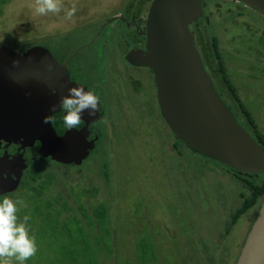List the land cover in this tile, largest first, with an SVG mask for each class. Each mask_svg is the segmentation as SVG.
Returning a JSON list of instances; mask_svg holds the SVG:
<instances>
[{
	"label": "rangeland",
	"instance_id": "obj_1",
	"mask_svg": "<svg viewBox=\"0 0 264 264\" xmlns=\"http://www.w3.org/2000/svg\"><path fill=\"white\" fill-rule=\"evenodd\" d=\"M126 1L77 0L78 11L69 21L63 11L37 15L35 0H0V43H9L17 51L30 45L44 46L57 56L54 46L60 41L70 43L77 38L92 37L98 22L124 5L126 11L145 0L125 4ZM224 3L211 2L204 20L200 18L198 22L204 26L205 39L214 36L218 40L215 42L223 72L212 63L218 70L214 74H226L237 99L264 136V18ZM225 7H236L240 14L225 12ZM226 16L238 20L237 25L232 20L221 26L219 33L218 20ZM76 61L80 64L76 67L79 74H95L91 66L81 63L80 57ZM113 67L116 64L112 62L109 68ZM138 74L151 76L146 68ZM213 84L237 123L250 132L225 85L215 81ZM149 86L141 85L136 101L139 109L132 104V98L114 106L115 110L109 112L112 122L109 131L103 132V139L98 132L95 147L80 165L47 159L42 182H35V174L28 173L9 195L28 205L21 208V218L27 213L32 217L29 224L38 251L25 264H50L52 255L63 252L58 249L63 243L72 252H96V264L235 263L260 201L234 224L229 221L240 206L241 196L248 195L246 182H258L264 174L238 173L179 143L160 114L153 84ZM107 87L124 94L127 82L122 80L117 86L111 77ZM123 117L135 121L136 126L121 123L119 118ZM34 187L44 188V193L38 195ZM78 188L83 189L79 200L83 206L103 202L106 210L103 225L91 221L94 224L89 226L84 215L76 220L70 217V207L75 205L72 193ZM58 193L68 201L59 200ZM37 197L43 203L39 204ZM90 209L94 211L92 206ZM90 219L95 217L92 215ZM78 225L83 230L84 243L78 239Z\"/></svg>",
	"mask_w": 264,
	"mask_h": 264
},
{
	"label": "water",
	"instance_id": "obj_2",
	"mask_svg": "<svg viewBox=\"0 0 264 264\" xmlns=\"http://www.w3.org/2000/svg\"><path fill=\"white\" fill-rule=\"evenodd\" d=\"M201 1L151 0L146 18V50L132 51L127 61L151 69L160 114L171 133L188 149L238 173L264 172L262 146L237 123L221 100L194 46L189 25L201 15ZM234 1L264 16V0ZM58 70L54 58L44 47L34 45L20 54L10 46H0V74H29L32 78L42 74L46 102L44 118H49L53 112L49 93L53 74ZM9 94L11 92L3 93V96ZM13 117L8 115L6 121L5 117L4 121L0 117V134L15 132L27 137L29 143L38 140V153L61 164L78 165L86 157L88 150H79L77 143L65 134L57 136L50 122L37 125L30 120L28 124L12 126ZM0 180L9 183L1 177ZM17 185L18 180L14 179L13 185L0 188V194L12 191ZM261 209H264V197L234 264H264V214Z\"/></svg>",
	"mask_w": 264,
	"mask_h": 264
},
{
	"label": "flooded vegetation",
	"instance_id": "obj_3",
	"mask_svg": "<svg viewBox=\"0 0 264 264\" xmlns=\"http://www.w3.org/2000/svg\"><path fill=\"white\" fill-rule=\"evenodd\" d=\"M135 1L136 0H131L130 2L127 0L125 4ZM213 1L214 3L219 1L223 4L227 2L228 6L232 4L243 10L242 12L251 11L257 15V18H261V16L264 18L259 12L234 0H202L200 3L201 15L191 22L189 30L193 35L192 39L194 40V46L198 50L203 68L207 74H214V72H217L210 61L205 59L206 54L210 53V47L208 48L209 38L212 37L215 39V37L211 36L205 39L206 36L203 35L204 32L202 33L204 26L198 21L200 18L204 20L206 8ZM150 2L151 0H145L142 4H133L129 8L130 10L126 9V11L124 5L122 9L116 10L115 13L107 16L101 22H98L99 27L92 37L77 38L74 41H70V43H64L62 41L59 43L58 41L59 44H56V47L54 46V49H56L54 54H57V56L51 53L56 67L59 68V70L53 74L52 78V89L56 91L53 93L51 89L49 93V97L52 99L51 103L56 105V108L49 116L51 126L57 136L65 134L67 137H70L75 144L77 143V148L79 150L83 149V152L88 150L86 157L98 141V132L100 131V137H102L103 132L107 133L109 131L112 124L109 119V112L115 110L114 106H121L124 101L132 98V104L134 103L136 110L139 109V104L136 101L141 93V85L150 87V83L154 86L153 90L156 100V86L151 69L146 65H135L127 61V56L132 51L137 52L146 50V18ZM236 7H225L224 10L225 12L234 11L236 15H239L240 13L236 11ZM224 10H222V12ZM232 20L234 21L235 19L228 16L223 19L219 18L218 32L222 33L220 32L223 29L221 26H227ZM237 21L238 20H235L234 24H236ZM67 32L70 31L67 30ZM1 45L10 46L9 43H0V46ZM217 45L218 42L216 43V50ZM32 46L34 45H30L21 51H17L13 47H10L14 52L22 54ZM78 57L81 58V63L91 66L95 74H79V70H76V67L80 66V64H76ZM112 62L116 64V68H109ZM142 68L149 70L151 76L141 77L138 71ZM111 77L115 79L117 86L120 85L122 80H126L127 88L124 94L111 91V88L107 87L108 80ZM78 85L83 86L85 90L95 91L99 96V112L89 116L88 112L85 111L82 114L83 120L78 126V130H67L63 122L65 112L63 109L59 108V104L61 97L68 94V88ZM44 89L42 74H37V78H32V75L29 76V74H0L1 121H4L3 117H5V121L8 120L6 118L11 114L14 115V121L11 119L12 126L18 124L25 125L28 124L30 120L34 124L41 125L44 122L43 108L46 104ZM9 92H11L9 96H3V93L7 94ZM25 107L27 108L26 110L23 109ZM132 110H134L133 107ZM31 111V116H29ZM119 120L121 123L124 122L129 124V126H136L135 121L132 119L130 120L129 117L119 118ZM119 120L116 119L114 121L119 122ZM131 122H133V124H131ZM171 135L178 141L172 133ZM103 137L101 139H103ZM29 142L27 137L25 138L23 135H17L15 132H2L0 134V177L9 181L8 183L7 181L0 180V188L11 186L13 185L14 179L18 180V185L15 189L1 193L0 198L13 194L22 184V180L25 179L28 173L34 174L36 171L45 175V160L51 159L48 156H42L38 153V140L31 143ZM178 142L183 144L180 141ZM85 158L81 160L80 164ZM36 164L39 166L37 167ZM70 164L76 165L73 163ZM3 183H6V185Z\"/></svg>",
	"mask_w": 264,
	"mask_h": 264
},
{
	"label": "clouds",
	"instance_id": "obj_4",
	"mask_svg": "<svg viewBox=\"0 0 264 264\" xmlns=\"http://www.w3.org/2000/svg\"><path fill=\"white\" fill-rule=\"evenodd\" d=\"M34 11L37 15L59 14L63 11L66 20L71 21L78 11L77 0H35ZM55 89L52 92L55 93ZM99 96L93 90H85L81 85L68 88V94L61 97L59 108L65 115L63 122L67 130L77 129L82 122V114L89 116L99 112ZM51 108L54 110L56 105ZM44 122H50L48 117ZM28 205L21 199L5 196L0 200V264H25L38 251L35 235L31 233L30 213L19 215L21 208ZM264 214V209H261Z\"/></svg>",
	"mask_w": 264,
	"mask_h": 264
},
{
	"label": "trees",
	"instance_id": "obj_5",
	"mask_svg": "<svg viewBox=\"0 0 264 264\" xmlns=\"http://www.w3.org/2000/svg\"><path fill=\"white\" fill-rule=\"evenodd\" d=\"M211 41V53L206 54V60H209L210 63L216 65L219 67V71L220 73L223 72L222 70V64L221 61L219 60V54L216 50V42L215 39H213L212 37L209 38ZM216 68V67H215ZM218 72V70H217ZM211 79H212V83L213 81L215 82H220L223 83L226 87V90L229 92L228 94L232 97V99L234 100V103L236 104V107L238 110H240V112L242 113V116L244 117L246 126L249 127V133L251 134V136L256 140L257 143H259L263 150H264V136L256 129V125L254 123L253 120L250 119L248 113L246 112V110L242 107L240 101L237 99V95L234 91V88L231 86V84L229 83V80L226 77V74H211L210 75ZM214 86V84H213ZM215 88V87H214ZM248 132V131H247ZM179 141V140H178ZM36 175L35 178H33V180L35 182L38 181V183L41 181L43 177H45V175L40 174L39 172L34 173ZM260 174H264V172H260ZM246 188L248 190V195L247 196H241V203L240 206L234 211V213L231 215V219H230V224H234L236 222V220L240 217L241 214H243L245 211H247L250 207H252L254 204H256L257 201H260L263 199L264 197V176L263 178H260L258 182H250L247 181L246 182ZM34 191L35 193H37L38 195H42L44 193V188H42V190L40 188L36 189V187H34ZM83 189H77L76 191H74L72 193V197L74 199L75 205H71L72 207V214L70 215V217H72L73 219H78L80 218V215L86 218V221L88 222L89 226L94 224L91 221H97L98 226L103 225V221H102V215L106 212L105 210V206L103 204V202H98L96 204H88V208L83 206L80 203V197L83 196ZM91 191V190H90ZM91 194L93 193L92 191L90 192ZM58 199L59 200H64L65 202L68 201L65 198H62V195L60 193L57 194ZM38 198V197H37ZM38 203L41 204L43 203V200L38 198ZM83 209H82V207ZM94 208V211L92 212L90 207ZM77 208V211L75 210ZM69 208V209H70ZM87 210H89V212L87 213ZM75 211V212H74ZM95 217V220L90 219L91 216ZM78 223V220H77ZM77 232L80 233V235L78 236V239L84 243L85 239H84V233L83 230L81 228V226L78 225V229ZM66 244H60L59 248L60 251L59 253H55L54 255H52V257H50V264H74V262H78L79 264H96V256L97 254H95L96 252H89V251H70L64 248ZM82 259V262H79V260Z\"/></svg>",
	"mask_w": 264,
	"mask_h": 264
}]
</instances>
